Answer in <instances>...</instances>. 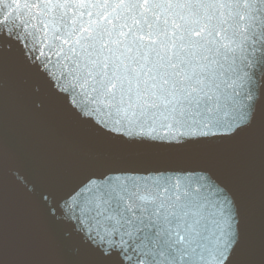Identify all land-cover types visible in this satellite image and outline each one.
<instances>
[{
	"label": "snow or ice",
	"instance_id": "obj_1",
	"mask_svg": "<svg viewBox=\"0 0 264 264\" xmlns=\"http://www.w3.org/2000/svg\"><path fill=\"white\" fill-rule=\"evenodd\" d=\"M67 117L177 149L252 130L258 179L246 196L206 168L38 185L14 173L32 206L69 225L64 264H264V0H0V147L23 154L33 122ZM25 215L0 183V264H41Z\"/></svg>",
	"mask_w": 264,
	"mask_h": 264
},
{
	"label": "water",
	"instance_id": "obj_2",
	"mask_svg": "<svg viewBox=\"0 0 264 264\" xmlns=\"http://www.w3.org/2000/svg\"><path fill=\"white\" fill-rule=\"evenodd\" d=\"M7 131L15 134V123H8ZM33 141L23 143V154L8 144L0 147L4 165L0 168V183L10 202L24 207L26 215L23 231L37 255L31 259L41 264H64L71 260L59 247L60 235L66 223L53 224L39 207L30 204L29 196L18 188L14 173L33 184L47 182L53 176L71 174L73 180L82 179L91 171L108 167L128 169L206 168L230 186L250 196L257 181L258 162L252 152V130L232 139L214 140L187 148H165L149 145H127L105 136L74 117L38 120L32 123ZM67 181L62 186L67 185ZM251 239L259 249V232L253 227ZM18 257L8 254L4 264Z\"/></svg>",
	"mask_w": 264,
	"mask_h": 264
}]
</instances>
